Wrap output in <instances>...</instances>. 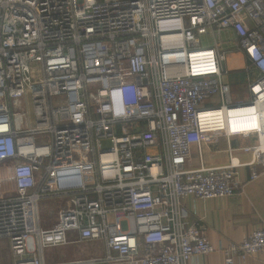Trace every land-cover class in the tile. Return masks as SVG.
Segmentation results:
<instances>
[{"label": "built area", "instance_id": "1", "mask_svg": "<svg viewBox=\"0 0 264 264\" xmlns=\"http://www.w3.org/2000/svg\"><path fill=\"white\" fill-rule=\"evenodd\" d=\"M233 50L257 73L246 104L224 81ZM201 54L212 73L194 71ZM241 106L264 108V0H0V240L13 264H188L214 253L205 226L185 224L183 201L231 198L240 170L249 182L264 171L258 131L203 128L201 115L223 111L226 122ZM233 136L255 137L239 149L250 160L228 148V165L204 168L202 148ZM192 148L198 169L187 168ZM45 200L59 201L47 223ZM77 243L103 254L46 261ZM221 253L223 264L264 254V229Z\"/></svg>", "mask_w": 264, "mask_h": 264}, {"label": "crops", "instance_id": "2", "mask_svg": "<svg viewBox=\"0 0 264 264\" xmlns=\"http://www.w3.org/2000/svg\"><path fill=\"white\" fill-rule=\"evenodd\" d=\"M225 37L234 41L232 35H225ZM224 68L228 73L224 81L230 86L232 102L235 105L246 104L250 98L248 80L256 78L257 73L252 69L248 72L245 71L247 61L243 53L237 50L227 53ZM243 71L246 76L242 82L247 87V96L244 101H241L239 96L232 94V88L237 82L234 78H230V74ZM216 106V103L212 106L208 105L209 108ZM254 145V136L248 138L233 136L229 139L220 137L209 147L202 148L201 165L204 168L228 165L230 162L228 148L234 150L232 159L236 157L239 161L248 162L250 155L241 153L239 149ZM199 165L197 149L192 148V156L187 168L198 169ZM258 171L261 172L260 177L249 182L250 168L240 170L243 188L231 198L201 201L188 197L183 201L185 224L202 223L206 229L205 237L214 249V253L210 255L193 257L188 264H223L221 253L223 249L230 244L240 243L254 230L264 229V171L262 167H258ZM5 174L3 170L0 171V176ZM102 254L103 250L100 243H77L48 249L45 252V259L53 263L101 256ZM0 264H13L9 245L5 239L0 240ZM234 264H264V254H256L245 261L235 259Z\"/></svg>", "mask_w": 264, "mask_h": 264}, {"label": "bare ground", "instance_id": "3", "mask_svg": "<svg viewBox=\"0 0 264 264\" xmlns=\"http://www.w3.org/2000/svg\"><path fill=\"white\" fill-rule=\"evenodd\" d=\"M166 41V39H165ZM172 44L178 46L179 41L172 40ZM212 54H201L192 56L194 71L199 74L206 72L212 73L214 66L212 63ZM225 122L223 111H214L201 115L203 119V128L215 131L227 130L233 133L259 132L261 149L264 150V108L241 106L227 112Z\"/></svg>", "mask_w": 264, "mask_h": 264}, {"label": "rangeland", "instance_id": "4", "mask_svg": "<svg viewBox=\"0 0 264 264\" xmlns=\"http://www.w3.org/2000/svg\"><path fill=\"white\" fill-rule=\"evenodd\" d=\"M205 46V45H204ZM246 74L243 72H237L231 73L230 78H234L237 82L235 86L232 88V94L239 96L241 101H244V99L247 96L246 93V85L242 82V80L245 79ZM206 109H209L207 106ZM43 139L46 141L49 139L48 135L44 136ZM59 209V201L58 200H45L40 203V212L41 217L47 223L49 220L54 221L56 218V214ZM52 214V215H51ZM50 216V217H49Z\"/></svg>", "mask_w": 264, "mask_h": 264}]
</instances>
